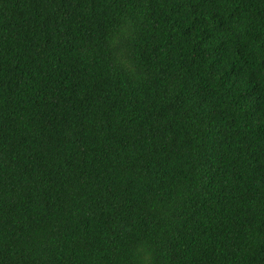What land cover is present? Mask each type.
Wrapping results in <instances>:
<instances>
[{
  "label": "trees",
  "instance_id": "16d2710c",
  "mask_svg": "<svg viewBox=\"0 0 264 264\" xmlns=\"http://www.w3.org/2000/svg\"><path fill=\"white\" fill-rule=\"evenodd\" d=\"M0 264H264V0H0Z\"/></svg>",
  "mask_w": 264,
  "mask_h": 264
}]
</instances>
